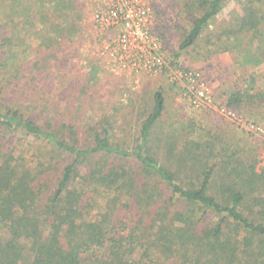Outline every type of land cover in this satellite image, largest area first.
<instances>
[{
  "label": "trees",
  "instance_id": "1",
  "mask_svg": "<svg viewBox=\"0 0 264 264\" xmlns=\"http://www.w3.org/2000/svg\"><path fill=\"white\" fill-rule=\"evenodd\" d=\"M226 1L189 4L193 23L181 48L197 42ZM248 1L238 23L244 32L264 20V0ZM7 8L0 9V264H264V172L249 168L241 149L226 142L216 152L210 139L178 154L166 143L169 156L160 160L150 137L165 109L161 91L132 148L112 142L101 123L81 131L37 120L25 98L44 86L43 74L35 64L26 81L25 47L9 28L21 16ZM60 19L59 26L69 23ZM76 21L68 36L53 22L54 34L41 36L49 44L52 35L74 40L82 30H74ZM155 21L163 42L164 27ZM252 88L237 85L229 106L248 102L262 110L264 89ZM211 216L216 224L201 235L195 229L185 243L187 231Z\"/></svg>",
  "mask_w": 264,
  "mask_h": 264
},
{
  "label": "rangeland",
  "instance_id": "2",
  "mask_svg": "<svg viewBox=\"0 0 264 264\" xmlns=\"http://www.w3.org/2000/svg\"><path fill=\"white\" fill-rule=\"evenodd\" d=\"M15 1L0 0V9L6 3V12L21 16L16 22L10 21L9 28L25 47V61L21 62L28 72L26 81L37 73L33 67L36 64L45 82L39 91L29 92L25 98L26 109L34 118L59 126L70 125L81 131L101 123L110 128L112 142L132 148L137 143L142 122L153 111L155 93L161 91L165 109L150 137L156 157L165 160L169 156L166 143L174 144L176 152L181 154L189 142L204 144L212 139L216 152L228 142L241 149L242 160L249 168L264 172V106L262 110H253L248 102L241 106L228 104L237 85L264 89V20L257 29L247 32L238 24L248 0H227L197 42L184 49L181 45L193 23L188 6L196 0H149L158 25L164 27L163 47L167 58L173 65H180L187 72L200 71L203 76L208 93L204 101L209 104L202 107L191 104L186 94L185 98L182 96L184 86L175 83L167 71L157 75L120 76L108 69L99 51L102 37L94 24L100 0H18L14 5ZM252 3L260 5L257 0ZM59 18L69 20V23L63 22L65 29L59 35L68 36L66 30L74 18H77L74 30H82L69 41L52 35L49 44L40 30L54 34L49 26L53 22L58 29ZM230 29L235 32L230 33ZM33 30L40 35L37 40L27 36ZM115 32L110 31L104 38ZM191 86L192 82L185 79V93ZM222 108L234 112L235 118L225 115ZM197 153L206 156L204 159L210 156L201 150ZM227 155V152L222 154L225 162H229ZM168 161L172 162L173 158ZM172 165L176 170L177 165ZM217 221L211 216L196 223L187 231L185 243L191 241L189 233L193 234L196 229L201 235Z\"/></svg>",
  "mask_w": 264,
  "mask_h": 264
},
{
  "label": "built area",
  "instance_id": "3",
  "mask_svg": "<svg viewBox=\"0 0 264 264\" xmlns=\"http://www.w3.org/2000/svg\"><path fill=\"white\" fill-rule=\"evenodd\" d=\"M94 24L100 34V55L108 69L116 75H157L167 71L172 80L183 87L182 96L197 107L209 104L207 86L200 71L187 72L173 65L164 52L156 33V21L149 0H100L94 13ZM113 36L104 38L110 31ZM185 79L192 82L185 93ZM209 100V99H208ZM227 116L235 113L222 108Z\"/></svg>",
  "mask_w": 264,
  "mask_h": 264
}]
</instances>
